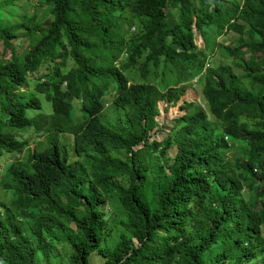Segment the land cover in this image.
<instances>
[{
  "label": "trees",
  "instance_id": "trees-1",
  "mask_svg": "<svg viewBox=\"0 0 264 264\" xmlns=\"http://www.w3.org/2000/svg\"><path fill=\"white\" fill-rule=\"evenodd\" d=\"M43 4L40 20L22 8L16 23L0 26V154H22L0 176L20 209L0 203V264H55L36 259L46 239L68 247V264H90L92 252L103 264H264V0ZM229 31L244 42L225 47L227 63L209 65L208 39ZM242 47L259 53L239 55ZM188 77L205 107L184 102L164 138L149 140L156 101L174 104ZM27 78L36 79L49 112L26 115L40 108L19 90ZM106 101L123 111L125 124L100 120ZM25 128L43 132L32 148L14 135ZM173 144L168 162L164 150ZM103 194L124 215L108 242Z\"/></svg>",
  "mask_w": 264,
  "mask_h": 264
},
{
  "label": "rangeland",
  "instance_id": "rangeland-1",
  "mask_svg": "<svg viewBox=\"0 0 264 264\" xmlns=\"http://www.w3.org/2000/svg\"><path fill=\"white\" fill-rule=\"evenodd\" d=\"M0 26H6L8 23H16L18 19L21 16L22 8L24 9L25 13H32L35 15L37 19L40 20L43 13H45L46 6L43 4V0H12V4H17V6L8 5L6 2H3V0H0ZM23 3V5L21 4ZM168 12L175 13V8H170L166 6ZM128 15V13H127ZM8 17V18H7ZM127 24L122 25L119 29L120 32H123L126 28ZM136 25H130L127 32L125 33L126 36H130L133 34V32L136 31ZM193 31V42L198 48H202L203 42L199 34L196 33L195 29H192ZM23 33V32H22ZM18 43L15 45L14 49L17 51H21L22 46L25 44V40L23 38V34L18 31ZM244 42V38L241 36H237L235 33L229 31L225 32L217 37H210L208 39L209 47L205 50L207 53V62L209 65H216L218 63H227L229 60L228 55L225 53V47L227 45H235L240 44ZM239 55H255L256 53H259V50L256 48H248V47H242L238 50ZM0 54H1V44H0ZM176 57H179L180 55L178 53H175ZM5 57H8V52L5 53ZM71 66V60L67 59L65 66L60 68V71H67L69 67ZM38 72H45V67H40L38 69ZM40 77H38L39 79ZM57 77L53 76V80H55ZM40 80V79H39ZM38 80V81H39ZM36 79H30L27 78L25 80V84L21 87L22 89H19L23 93L26 92V95H32L36 96L40 103L39 110H33V109H27L26 115L30 116L37 111L42 112H49L50 111V103L47 102L44 99V92L41 89L36 88ZM185 84V89L183 93L179 96L177 101L174 104H171L170 102H165L164 100L160 99L156 101V106L158 109V113L154 116V119L156 121V125L148 131L149 134V140H152L153 138L155 140H162L164 136L167 134L168 131L171 129L172 120L175 117L180 116L184 113L183 103L186 101L192 102L194 105L199 106L201 108H204V104L200 98V86L198 82L192 78L191 80L189 77L184 80L183 82ZM189 91V93H188ZM174 107L170 110V108ZM173 112V113H172ZM171 113V114H169ZM168 115V116H167ZM100 120L107 124H125L124 121V115L123 111L115 106L111 101H106L103 105V109L99 113ZM240 120H246L249 122V120L245 119L244 117H241ZM215 131H218L216 128ZM42 131H36L33 128H25L22 130H17L14 132V135L16 138L25 140L27 142V146L29 148H32L35 141L41 138ZM66 137L65 141L67 146H72V135H64ZM175 152V145H171L169 148L164 150V155L168 158V162L171 161L173 155ZM239 150L238 148L233 149L228 153L229 157H234L238 155ZM70 156L73 159L74 154L72 151H70ZM22 158L21 153H6L2 152L0 154V176L4 174L5 164L6 163H15L17 164ZM116 181L121 183L123 186L127 185V179L120 178L118 176L116 178ZM241 195L244 199L250 200L251 194L246 191H241ZM18 194L14 190L10 189H1L0 188V203L3 205H7L12 210H16V212L20 211V209L15 208L12 206L11 202L18 198ZM104 201L98 205L103 218L105 219V223L107 225L108 229V235H107V242L112 237H115L118 233L120 227L118 224V221L120 218H123V212L116 210L115 207H112V205L109 203L110 198L103 194ZM0 212H1V206H0ZM21 226H22V233L26 238H30V240H34L32 236H30V231L28 229L29 221H25L24 218L19 219ZM62 240V238H61ZM136 244V242L134 241ZM44 247L46 249L45 254L36 253V259L38 262L42 263L44 261V258L48 259L50 262L55 264H68V261L65 257V254L69 251L68 247L63 245V243H57L54 240L46 239L44 242ZM88 261L90 264H103V258L95 253L92 252L88 255ZM256 261V260H252ZM251 261V262H252ZM250 261H244L241 264H250ZM224 264H231V261H227Z\"/></svg>",
  "mask_w": 264,
  "mask_h": 264
},
{
  "label": "bare ground",
  "instance_id": "bare-ground-1",
  "mask_svg": "<svg viewBox=\"0 0 264 264\" xmlns=\"http://www.w3.org/2000/svg\"><path fill=\"white\" fill-rule=\"evenodd\" d=\"M188 93H189V91H188ZM173 108H174V107L170 108V110L173 109ZM172 113H173V112H172ZM169 114H171V113H169ZM167 116H168V115H167Z\"/></svg>",
  "mask_w": 264,
  "mask_h": 264
}]
</instances>
